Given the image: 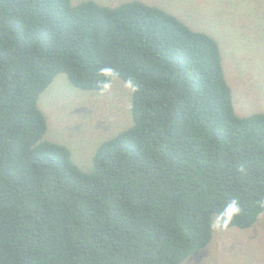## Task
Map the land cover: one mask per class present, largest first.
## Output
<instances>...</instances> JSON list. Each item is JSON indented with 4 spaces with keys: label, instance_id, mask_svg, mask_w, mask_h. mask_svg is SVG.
<instances>
[{
    "label": "trees",
    "instance_id": "obj_1",
    "mask_svg": "<svg viewBox=\"0 0 264 264\" xmlns=\"http://www.w3.org/2000/svg\"><path fill=\"white\" fill-rule=\"evenodd\" d=\"M58 74L137 89L86 173L43 139ZM233 200L224 229L264 212V114L236 115L215 39L139 1L0 0V264H184Z\"/></svg>",
    "mask_w": 264,
    "mask_h": 264
},
{
    "label": "rangeland",
    "instance_id": "obj_2",
    "mask_svg": "<svg viewBox=\"0 0 264 264\" xmlns=\"http://www.w3.org/2000/svg\"><path fill=\"white\" fill-rule=\"evenodd\" d=\"M82 1L71 0L75 6ZM114 8L130 1L158 7L189 29L215 39L236 115L264 114V0H91ZM110 89L82 91L58 74L39 95L46 120L44 140L65 146L83 173L101 143L131 126V96L120 78ZM212 221L204 251L184 264H264V212L248 229H224Z\"/></svg>",
    "mask_w": 264,
    "mask_h": 264
},
{
    "label": "clouds",
    "instance_id": "obj_3",
    "mask_svg": "<svg viewBox=\"0 0 264 264\" xmlns=\"http://www.w3.org/2000/svg\"><path fill=\"white\" fill-rule=\"evenodd\" d=\"M101 73L105 76H114L115 73L113 71V69L111 68H104V69H101ZM129 90H131L132 92H135L137 89H136V86L131 82V81H128L126 82V85H125ZM111 87L110 83L105 81L104 83H102L101 85V92H105L107 90H109ZM240 212V208L237 204V201L233 200L231 201L227 207H226V210L224 213H222L221 217L218 218L217 220V223H216V227H219L220 226V220L223 219L224 220V225L223 226H227V222L229 220H231V218L238 214Z\"/></svg>",
    "mask_w": 264,
    "mask_h": 264
}]
</instances>
